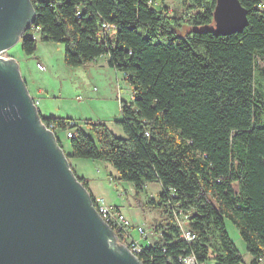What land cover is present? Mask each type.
Listing matches in <instances>:
<instances>
[{"label":"trees","instance_id":"16d2710c","mask_svg":"<svg viewBox=\"0 0 264 264\" xmlns=\"http://www.w3.org/2000/svg\"><path fill=\"white\" fill-rule=\"evenodd\" d=\"M239 1L248 18L241 32L180 35L184 24L214 23L217 0H183L187 17L169 15L162 0H32L23 53L32 55L41 40L62 43L69 66L105 55L133 88L115 121L124 136L101 121L41 120L61 147L57 130L65 132L68 158L109 163L137 194L160 184L148 201L168 218L139 241L144 264H243L226 220L239 230L250 264H264V0Z\"/></svg>","mask_w":264,"mask_h":264},{"label":"water","instance_id":"95a60500","mask_svg":"<svg viewBox=\"0 0 264 264\" xmlns=\"http://www.w3.org/2000/svg\"><path fill=\"white\" fill-rule=\"evenodd\" d=\"M31 0H0V264H144L113 228L41 120L13 57L33 24ZM216 32L248 25L239 0H217Z\"/></svg>","mask_w":264,"mask_h":264},{"label":"rangeland","instance_id":"374dc122","mask_svg":"<svg viewBox=\"0 0 264 264\" xmlns=\"http://www.w3.org/2000/svg\"><path fill=\"white\" fill-rule=\"evenodd\" d=\"M160 4H166L169 15L187 17L191 12L183 0H162ZM192 29H216V25L184 24L176 27L180 35ZM1 55L17 61L22 79H26L31 93L39 99L38 107L44 116L71 117L84 127H87L85 120L101 121L116 135L124 136L115 121L121 118V102L132 99L133 88L122 71L115 70L107 62L102 63L105 57L97 63L93 60L85 65L69 66L64 62L62 43L41 40L32 55L23 53L21 40ZM259 62L264 66L262 59ZM57 134L65 154L70 153L65 132L57 130ZM70 159L77 175L89 181L88 188L94 197H103L106 203L116 205L124 213L132 224L130 230L134 239H142L137 225L154 226L168 218L162 206L154 207L148 201L156 198L161 191L159 183H149L137 194L135 186L120 180L116 169L109 163L79 157ZM226 229L242 254L243 264H250L252 256L247 252L237 227L226 220Z\"/></svg>","mask_w":264,"mask_h":264},{"label":"built area","instance_id":"2783aa9c","mask_svg":"<svg viewBox=\"0 0 264 264\" xmlns=\"http://www.w3.org/2000/svg\"><path fill=\"white\" fill-rule=\"evenodd\" d=\"M261 7H264V3L261 4ZM38 64L40 67H42L40 63ZM37 103L38 100H34V104L37 105ZM68 135L70 136L71 133L69 132ZM93 205L100 214L101 218L105 222H107L115 231L118 243L127 246L131 250V252L136 254L140 249L138 245L140 240L134 239L132 234H129V232L131 233L130 228L132 227V224L124 215V213L122 211H119L114 205L106 203L103 197L95 196L93 198ZM178 222L183 227V235L185 237H190V231L186 228L184 221L178 220ZM137 230L139 236L142 239L149 235L152 236L154 234V227L152 225L145 226L140 224L137 225ZM121 239H123V241H121ZM129 245H131V247H129ZM193 262L194 260L192 258H189L185 261L186 264H193Z\"/></svg>","mask_w":264,"mask_h":264},{"label":"crops","instance_id":"0c3cea01","mask_svg":"<svg viewBox=\"0 0 264 264\" xmlns=\"http://www.w3.org/2000/svg\"><path fill=\"white\" fill-rule=\"evenodd\" d=\"M105 57V60L103 61L102 59ZM103 61L102 63H104V62H107V57L105 56V55H103V56H99L98 58H96L94 61L97 63V62H99V61ZM25 84H26V87H27V89H28V91H29V94L33 97V99L34 100H38V103H37V107H38V105L40 104V101H39V99L36 97V96H34L32 93H31V91H30V89L28 88V86H27V81H26V79H25ZM38 110L40 111V109H39V107H38ZM40 113H41V111H40ZM42 114V113H41ZM43 115V114H42ZM68 160H69V163H70V165L72 166V163H71V159L70 158H68ZM73 167V166H72ZM74 169V168H73ZM76 172V171H75ZM91 192V191H90ZM92 193V192H91ZM93 194V193H92ZM94 196V195H93Z\"/></svg>","mask_w":264,"mask_h":264}]
</instances>
